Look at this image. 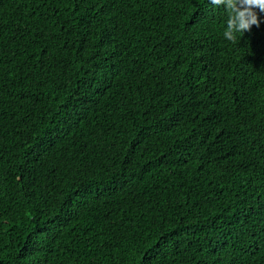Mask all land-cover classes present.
Returning <instances> with one entry per match:
<instances>
[{
	"label": "trees",
	"instance_id": "trees-1",
	"mask_svg": "<svg viewBox=\"0 0 264 264\" xmlns=\"http://www.w3.org/2000/svg\"><path fill=\"white\" fill-rule=\"evenodd\" d=\"M207 0H0V264H264V14Z\"/></svg>",
	"mask_w": 264,
	"mask_h": 264
},
{
	"label": "clouds",
	"instance_id": "clouds-1",
	"mask_svg": "<svg viewBox=\"0 0 264 264\" xmlns=\"http://www.w3.org/2000/svg\"><path fill=\"white\" fill-rule=\"evenodd\" d=\"M207 3L212 8L223 7L227 11L223 35L229 41L236 33H244L254 25L259 27L258 16L264 14V0H207Z\"/></svg>",
	"mask_w": 264,
	"mask_h": 264
}]
</instances>
